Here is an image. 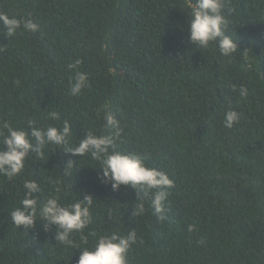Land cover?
Masks as SVG:
<instances>
[{"label": "trees", "instance_id": "obj_1", "mask_svg": "<svg viewBox=\"0 0 264 264\" xmlns=\"http://www.w3.org/2000/svg\"><path fill=\"white\" fill-rule=\"evenodd\" d=\"M0 12L39 25L11 38L0 28V141L7 123L32 144L22 172L0 177V264H77L79 250L57 243L56 226L39 217L31 228L13 226L29 180L40 207L57 188L66 204L91 196L85 235L142 236L129 264H264V0H224L233 59L189 42L185 0H0ZM77 59L89 87L74 97L68 65ZM233 84L247 87L245 101ZM229 104L241 114L232 129L222 123ZM104 105L123 129L117 149L146 156L174 180L164 220L151 210L134 216L138 193L113 191L90 153L69 151L89 132L111 135L97 111ZM65 125L62 145L35 150L33 129Z\"/></svg>", "mask_w": 264, "mask_h": 264}, {"label": "clouds", "instance_id": "obj_2", "mask_svg": "<svg viewBox=\"0 0 264 264\" xmlns=\"http://www.w3.org/2000/svg\"><path fill=\"white\" fill-rule=\"evenodd\" d=\"M185 7L190 18L187 25L189 42L195 49L214 47L220 56L233 59L238 50V43L228 34L230 21L224 13V0H185ZM0 28L7 38L14 37L21 30L24 33L39 31V25L32 19L9 15L6 12H0ZM81 64L82 61L77 59L68 65L69 69L74 70V75L68 79V94L74 97L81 95L82 91L89 87L88 74L79 70ZM230 87L238 94L241 102L247 99L248 89L245 85L241 84L237 88L233 84ZM97 111L103 112L104 127L110 130L111 135L89 132L77 147L69 151L77 156L90 153L100 169L98 178L110 183L113 191L125 186L137 192L134 216L144 217L151 210V215L158 220H164L170 190L175 186L174 180L166 172L147 166L146 156L118 150L117 143L123 132L119 120L108 110L107 105ZM52 116L55 118L56 114L52 113ZM240 119L241 114L229 104L223 112V126L232 129ZM3 128L7 129V135L0 141L6 146V149L0 150V177L10 180L22 172L32 144L24 131L14 130L7 123L3 124ZM69 132L67 125L60 132L54 127H48L46 131L33 129L31 137L38 146L35 150L39 151L48 143L62 145ZM0 135H3V132H0ZM24 187V199L10 213L13 226L31 228L37 217L46 222L45 227L47 224L56 226L57 243L64 248L79 250L77 264H129L130 250L134 246L143 245L142 236H138L134 230L125 233L121 228H117L114 231H93L85 235L95 218V203L91 196L86 195L82 200L66 204L61 200L60 189L57 188L56 194L50 196L40 207L33 195L40 190L38 186L29 180L25 181ZM195 230V225L187 226L189 233ZM77 235L79 243L75 239ZM88 236L93 238L92 244H89Z\"/></svg>", "mask_w": 264, "mask_h": 264}]
</instances>
